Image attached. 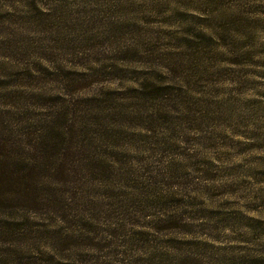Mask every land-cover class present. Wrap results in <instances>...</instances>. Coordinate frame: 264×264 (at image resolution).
Segmentation results:
<instances>
[{"label": "rangeland", "instance_id": "374dc122", "mask_svg": "<svg viewBox=\"0 0 264 264\" xmlns=\"http://www.w3.org/2000/svg\"><path fill=\"white\" fill-rule=\"evenodd\" d=\"M77 168L86 258L264 264V0H0V196ZM32 198L0 264L46 255Z\"/></svg>", "mask_w": 264, "mask_h": 264}, {"label": "trees", "instance_id": "16d2710c", "mask_svg": "<svg viewBox=\"0 0 264 264\" xmlns=\"http://www.w3.org/2000/svg\"><path fill=\"white\" fill-rule=\"evenodd\" d=\"M46 129H42L44 132ZM77 162V161H76ZM69 164V163H67ZM66 163H58L57 168L53 169L52 172L56 173L58 169H62L64 172H68V165ZM17 163H12V169H16ZM36 165L33 164L29 166L30 171L35 169ZM28 169V168H27ZM10 172V174H9ZM6 171L7 174L12 175L13 171ZM21 172V168H20ZM87 171H83L80 168H77V176L73 181H69L65 184L66 188L62 191L63 193H55L49 197V199H45L44 197H40L36 194L37 184L34 183V179L29 178L28 183L20 182L17 185H13V195L9 198L6 196H0V209L5 212L7 215L12 213V209L14 207H20L18 205V201H22L23 198L29 196L33 193L34 198H32V206L33 208L26 209L23 208L26 205L21 207L23 210H27L26 212L34 211L42 215L46 214V218H43L49 223L41 228H37L36 230H27L20 232L18 235L28 236L33 244L39 243L43 241L42 246L46 248V255L43 253H39V258L32 262L20 261L18 264H174L177 262L179 264L178 259H173V261L166 262L163 257L160 259H150V254L147 258L143 259L141 257H136L132 259V256L127 258V261H117L113 260V262H100L98 263L96 260L91 258H86L81 253V240H88L91 242L88 245L89 249L96 248L97 245L93 242V239L87 235L84 229H87L85 226L91 225V222L84 217L83 207L92 206V201H86L84 196L81 195V192L75 185L79 180L83 179V174ZM26 169L22 170V176L26 175ZM89 173V172H88ZM17 174V171L15 175ZM73 185V186H72ZM70 188L68 191L67 189ZM142 193H138V197L128 193L127 197L131 200V202H137ZM128 201V200H127ZM14 202V203H13ZM21 210V209H19ZM18 211V210H17ZM16 211V212H17ZM2 213V212H0ZM2 220V219H1ZM128 222V221H127ZM8 225L9 223H1L0 221V233H10V231L5 229L3 225ZM8 227V226H5ZM131 227L133 225L131 224ZM9 228V227H8ZM132 232H134L132 230ZM131 234V233H128ZM147 253V251H145ZM164 253V252H163ZM165 255V254H164ZM1 264H9L7 261H1Z\"/></svg>", "mask_w": 264, "mask_h": 264}]
</instances>
